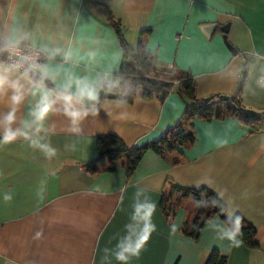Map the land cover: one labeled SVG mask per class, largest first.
<instances>
[{
	"label": "crops",
	"instance_id": "0c3cea01",
	"mask_svg": "<svg viewBox=\"0 0 264 264\" xmlns=\"http://www.w3.org/2000/svg\"><path fill=\"white\" fill-rule=\"evenodd\" d=\"M121 21L126 42L139 44L154 58L157 69L177 67L191 74L197 96L239 97L245 108L264 112V90L251 95L241 84L222 82L217 71L237 56L264 55V0H97ZM17 14L37 23L77 11L81 31L101 32L121 47L115 31L88 0H10ZM214 25L210 37L203 26ZM227 28L226 34L221 29ZM204 28V30L202 29ZM226 41L236 51L233 54ZM238 64L239 61H234ZM255 73L248 74L253 82ZM254 87V84H253ZM186 101L176 91L164 101L137 98L123 108L109 107L90 121L82 137L64 131L56 121L51 137L57 156L47 161L22 142L0 148V264H118L105 249H114L130 222L137 187L156 203L152 233L138 259L130 264H204L213 249L226 264H264V132L236 118L204 122L196 119V141L186 151L187 163L171 166L147 151L126 178L122 161L113 171L90 174L83 166L97 154L96 136L115 134L129 147L158 139L181 116ZM75 143L74 150L65 145ZM205 178L212 184L201 183ZM167 181L194 190L223 193L256 229L259 248H236L219 240L212 218L199 241L181 232L186 212L172 222L159 209ZM43 190V197L37 195ZM13 194L5 203L2 195ZM42 231L40 240L33 237Z\"/></svg>",
	"mask_w": 264,
	"mask_h": 264
},
{
	"label": "clouds",
	"instance_id": "9594fccd",
	"mask_svg": "<svg viewBox=\"0 0 264 264\" xmlns=\"http://www.w3.org/2000/svg\"><path fill=\"white\" fill-rule=\"evenodd\" d=\"M132 58L101 32L81 31V16L75 10L32 23L17 14L10 0H0V148L22 142L51 162L58 154L51 141L57 120L64 131L80 138L102 111L123 108L139 93L134 73L126 66ZM221 73L226 74L221 81L234 91L243 84L256 95L257 89L264 90V55L237 56L216 75ZM250 73H255L253 82L248 80ZM64 147L74 150L75 143ZM201 183L211 185L212 180ZM37 195L42 198L43 190ZM2 199L10 203L13 194L5 192ZM195 203L219 209L224 219L212 225L219 240L236 248L243 244V217L223 193ZM156 207L147 189L138 186L130 222L114 249L104 250L105 260L111 255L118 264H130L140 257L156 231L152 220ZM42 236L37 231L33 238Z\"/></svg>",
	"mask_w": 264,
	"mask_h": 264
},
{
	"label": "trees",
	"instance_id": "16d2710c",
	"mask_svg": "<svg viewBox=\"0 0 264 264\" xmlns=\"http://www.w3.org/2000/svg\"><path fill=\"white\" fill-rule=\"evenodd\" d=\"M88 2L101 14L105 22L115 31L121 48L132 54L127 68L134 73V87L139 88L138 94L130 96L129 102L137 98L151 99L158 97L161 101L176 91L185 101L186 106L180 118L171 125L158 139L140 146L129 147L115 134L96 136V156L83 164L92 175L100 172L113 171L115 164L122 161L129 179L144 154L153 151L171 166H178L189 161L186 151L196 141L195 120L204 122L236 118L251 128L252 133L264 132V118L251 122L242 110L245 108L239 97L214 95L206 99L197 96V88L193 77L187 71L177 67L157 69L154 58L139 44L130 46L125 38L120 20L116 19L111 10L97 0ZM264 115V112H262ZM216 197L208 189L194 190L167 181L163 187L159 209L165 219L172 222L178 210L186 212V219L181 232L186 237L199 241L206 224L214 217L224 219L218 208L197 207L196 201ZM243 245L249 250H256V229L243 218ZM227 256L216 249L210 251L204 264H226Z\"/></svg>",
	"mask_w": 264,
	"mask_h": 264
},
{
	"label": "water",
	"instance_id": "95a60500",
	"mask_svg": "<svg viewBox=\"0 0 264 264\" xmlns=\"http://www.w3.org/2000/svg\"><path fill=\"white\" fill-rule=\"evenodd\" d=\"M203 27H205V29L207 30V31L205 32V33H206V36L210 37L211 34H213V31H214V29H215V26H214V25H206V26H203ZM203 27H202V29L204 30ZM227 28H228V26L223 27V28L221 29V31H222L224 34H226V32H227ZM204 31H205V30H204ZM224 41H225L227 47L230 49V51H231L233 54H235L236 51H235V50L231 47V45L226 41V35H224ZM242 113H243L244 117H245L247 120L251 121V122L258 121V120H261L262 118H264V115H263L261 112H259V111H255V110H252V109H248V108H244V109L242 110Z\"/></svg>",
	"mask_w": 264,
	"mask_h": 264
}]
</instances>
